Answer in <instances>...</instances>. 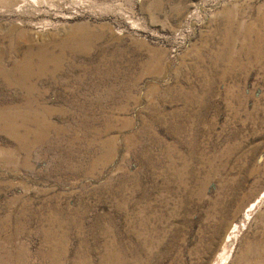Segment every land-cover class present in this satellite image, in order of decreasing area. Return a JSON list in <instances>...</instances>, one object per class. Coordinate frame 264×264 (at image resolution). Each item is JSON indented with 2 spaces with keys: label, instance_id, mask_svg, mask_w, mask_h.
I'll list each match as a JSON object with an SVG mask.
<instances>
[{
  "label": "rangeland",
  "instance_id": "374dc122",
  "mask_svg": "<svg viewBox=\"0 0 264 264\" xmlns=\"http://www.w3.org/2000/svg\"><path fill=\"white\" fill-rule=\"evenodd\" d=\"M263 191L264 0H0V264H264Z\"/></svg>",
  "mask_w": 264,
  "mask_h": 264
},
{
  "label": "bare ground",
  "instance_id": "6f19581e",
  "mask_svg": "<svg viewBox=\"0 0 264 264\" xmlns=\"http://www.w3.org/2000/svg\"><path fill=\"white\" fill-rule=\"evenodd\" d=\"M263 194H264V191L261 192V194L259 195L258 198L256 197V199L250 201V203L246 209V216H249L250 213H252L254 210H256L257 207L259 206V204L264 203L263 202V200H264ZM242 229H243L242 225L238 226L237 224H235V226L231 229L228 236L225 238V240L221 246L220 252H219L217 258L215 259V261L212 262V264H227L226 262L229 261L228 259H230L231 254H232L233 245L237 241V239H239L238 238L239 233L242 231Z\"/></svg>",
  "mask_w": 264,
  "mask_h": 264
}]
</instances>
